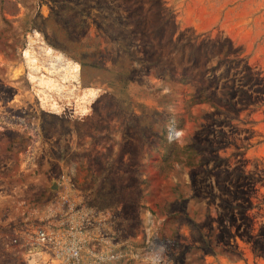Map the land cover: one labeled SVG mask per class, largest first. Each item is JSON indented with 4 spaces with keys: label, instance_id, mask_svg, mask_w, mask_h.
Instances as JSON below:
<instances>
[{
    "label": "rangeland",
    "instance_id": "1",
    "mask_svg": "<svg viewBox=\"0 0 264 264\" xmlns=\"http://www.w3.org/2000/svg\"><path fill=\"white\" fill-rule=\"evenodd\" d=\"M71 225L82 264H264V0H0V264Z\"/></svg>",
    "mask_w": 264,
    "mask_h": 264
},
{
    "label": "bare ground",
    "instance_id": "2",
    "mask_svg": "<svg viewBox=\"0 0 264 264\" xmlns=\"http://www.w3.org/2000/svg\"><path fill=\"white\" fill-rule=\"evenodd\" d=\"M25 64L30 80L42 88L60 96L76 92V70L63 53L51 47L40 35L31 36L25 50ZM41 255L38 251L31 252L28 264L45 262Z\"/></svg>",
    "mask_w": 264,
    "mask_h": 264
},
{
    "label": "built area",
    "instance_id": "3",
    "mask_svg": "<svg viewBox=\"0 0 264 264\" xmlns=\"http://www.w3.org/2000/svg\"><path fill=\"white\" fill-rule=\"evenodd\" d=\"M81 237V231L76 225H71L64 231H50L40 227L28 244L42 248L41 253H50L54 264H82Z\"/></svg>",
    "mask_w": 264,
    "mask_h": 264
}]
</instances>
